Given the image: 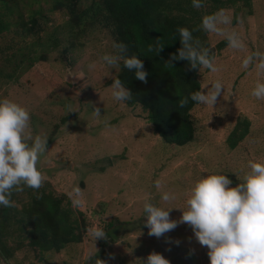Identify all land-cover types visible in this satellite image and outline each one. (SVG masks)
Returning a JSON list of instances; mask_svg holds the SVG:
<instances>
[{"label":"rangeland","instance_id":"obj_1","mask_svg":"<svg viewBox=\"0 0 264 264\" xmlns=\"http://www.w3.org/2000/svg\"><path fill=\"white\" fill-rule=\"evenodd\" d=\"M15 1L23 18L38 8L44 17L38 20L42 30L28 38L15 25L17 10L9 15L12 24L0 33V99L8 98L29 111L33 136L47 138V151L37 165L44 176L43 186L83 211L87 228L82 242L68 244L59 252H41L24 241L11 257L0 254V264H95V258L106 264H142L152 251L170 264H209L207 249L186 224L159 239L149 236L143 203L149 199L165 208H183L185 193L201 176L225 174L235 186L249 161L264 163V100L251 96L256 82H264V74L254 65L247 70L241 66L245 56L264 52V0H251V14L240 4L221 9L232 22L218 27L236 32L245 45L243 50L228 47L224 35L207 32L210 53L220 71L201 68V90L207 91L219 79L224 92L214 107L197 104L191 110L195 134L184 145L164 142L146 111L112 97L111 84L105 83L119 68L112 69L101 60L105 54H116L108 30L87 28L72 46L65 8L50 11L54 0ZM89 2L82 0L80 7ZM221 42L223 48L217 49ZM25 54L31 59L21 60ZM92 63L96 67L89 70ZM69 105L73 112H68ZM94 108L100 109V117L93 115ZM244 117L251 123L249 133L230 148L226 138ZM157 179L164 185L162 191L175 194L174 201L164 204L160 200L161 192L154 187ZM19 195L26 198V192ZM76 199L80 206H74ZM180 216L179 209L170 211L171 219ZM91 227L109 233L107 240L94 242ZM169 238L179 240V245L168 242ZM7 246L13 250L12 236Z\"/></svg>","mask_w":264,"mask_h":264},{"label":"trees","instance_id":"obj_2","mask_svg":"<svg viewBox=\"0 0 264 264\" xmlns=\"http://www.w3.org/2000/svg\"><path fill=\"white\" fill-rule=\"evenodd\" d=\"M81 2L54 0L49 8L50 11L65 8L71 45H76L77 38L87 28L94 26L108 30L114 43L126 44L127 54L137 55L142 60L144 70L148 73L147 83L136 79L134 71L124 68L121 63L116 75L107 80L105 85L119 78L133 94L126 104L139 105L146 111L154 132L164 142L184 145L192 141L195 125L191 110L197 104L189 100L187 106L181 108L179 100L201 90V83L199 70L191 69L187 61H173L174 66L165 64L170 54L177 53L181 47L176 29H189L202 47L209 48L207 32L201 28L202 19L236 4L247 8V13L251 14V0H202L203 6L200 8H194L192 0H90L85 7H80ZM16 10L18 20L15 25L24 31L22 36L34 37L42 30L38 22L44 17L41 8L25 19L15 0L13 4L8 0H0V33L10 28L12 22L8 17ZM157 38L165 46L158 55L155 51H149V46L155 47ZM223 46L224 42H221L217 49ZM26 58L31 59L29 54L28 57L25 54L21 60ZM62 120L65 121V118ZM250 124L248 118L238 119L226 138L230 148L236 147L245 138ZM21 192H26V198L21 197L19 192H13L11 197L20 207L15 202L13 207H0L1 255L11 257L15 250L23 247L24 241L32 249L41 252H59L68 244L82 242L87 228L86 215L73 208L69 200H64V195H55L45 186L38 190L25 187ZM10 236L15 239L12 251L7 246ZM119 264L127 263L120 261Z\"/></svg>","mask_w":264,"mask_h":264},{"label":"clouds","instance_id":"obj_3","mask_svg":"<svg viewBox=\"0 0 264 264\" xmlns=\"http://www.w3.org/2000/svg\"><path fill=\"white\" fill-rule=\"evenodd\" d=\"M192 6L202 7V0H192ZM231 22V18L221 10L213 16L204 17L201 28L205 32L224 35L228 47L243 50L245 45L236 32L218 27ZM176 32L181 47L177 53L170 54L166 65L174 66L173 61H187L191 69L200 71L203 68L212 73L220 71L210 49L202 47L199 40L194 39L192 31L177 27ZM156 41L154 48L149 46V51L158 55L165 46L160 44L159 38ZM113 47L116 54H105L101 60L112 69L119 68L122 63L124 68L134 71L136 79L147 83L148 73L142 60L137 55H128V47L123 42L114 43ZM250 65H254L259 74H264V52L256 51L245 56L242 68L247 70ZM88 67L92 70L96 65L92 63ZM210 85L207 91L197 90L179 100V106L184 108L191 100L195 104L214 107L224 92V85L219 79ZM109 87L116 101L127 102L133 98L131 90L119 78L114 79ZM251 96L264 100V82H256ZM73 111L69 105L68 112ZM92 112L97 118L101 116L99 108H94ZM30 121V113L25 107L8 98L0 99V207L14 206L11 199L13 192H21L25 187L38 190L44 184V176L37 165L47 151V138L33 136ZM247 169L243 179L235 186L225 174L201 176L185 193L183 208H165L146 199L143 212L148 235L159 239L178 225L186 224L199 245L207 249L209 264H264V163L249 161ZM154 187L161 192L160 200L164 204L176 199L173 192L162 191L164 185L160 179L154 181ZM75 191L79 196L80 190ZM73 204L80 206L81 201L76 199ZM172 209L181 211L178 220L170 218ZM89 235L94 242L107 240L105 231L98 227H91ZM168 242L180 243L171 238ZM95 264H106V261L95 258ZM142 264H170V261L152 251Z\"/></svg>","mask_w":264,"mask_h":264}]
</instances>
